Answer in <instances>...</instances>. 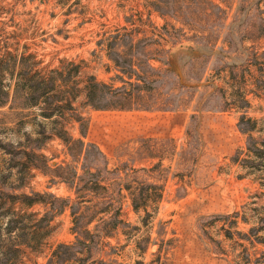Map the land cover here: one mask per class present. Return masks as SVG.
I'll use <instances>...</instances> for the list:
<instances>
[{
	"label": "rangeland",
	"instance_id": "obj_1",
	"mask_svg": "<svg viewBox=\"0 0 264 264\" xmlns=\"http://www.w3.org/2000/svg\"><path fill=\"white\" fill-rule=\"evenodd\" d=\"M114 57L153 88L94 110L88 77L131 88ZM22 66L57 87L51 118L42 104L0 108V259L264 264V0H0L2 92ZM86 171L101 187L75 193Z\"/></svg>",
	"mask_w": 264,
	"mask_h": 264
},
{
	"label": "trees",
	"instance_id": "obj_2",
	"mask_svg": "<svg viewBox=\"0 0 264 264\" xmlns=\"http://www.w3.org/2000/svg\"><path fill=\"white\" fill-rule=\"evenodd\" d=\"M111 47H109L108 51H111ZM114 56H118V52L115 51L113 52ZM113 64L115 65V68L123 71L122 73L126 75L128 82H125L123 79H121L124 83H129L131 86L130 89L124 88L122 91L120 89L118 90H113V92L107 94L106 90L110 89V87L102 82H98L93 76L88 77V82L85 84L83 90L85 93V99L86 103L91 106L94 110H105V109H118V110H124V109H130L131 106H124L121 104H117L114 101L119 100L120 98L122 99H128L133 92V89L135 90H143V91H151L152 90V85L155 82L154 80H149L148 77L146 76H139L138 70L133 67L132 64H128V69L127 71L123 70V68L119 65L118 60L114 58H109ZM131 62V61H130ZM74 72L77 74L78 66H72ZM151 69V68H150ZM29 69L26 67H21L20 70L16 73V81L14 84L11 86L12 91L8 95L6 91L0 90V108L5 107L7 105L8 109H11L12 106L15 105L17 102L18 106L20 109H29L33 108L36 106H40L41 104L43 105L44 109L42 112H40V117L44 119H48L52 117V114H46L45 109H48L51 105V98L48 97L49 93L51 92V89H55L57 86H53L55 83V80L53 77H42L39 78L38 76H31L29 75ZM52 73L59 74L58 71H52ZM64 83V82H63ZM64 85V84H63ZM54 87V88H53ZM1 88V87H0ZM111 91V90H110ZM107 99H111L112 102L108 103L106 102ZM116 99V100H113ZM248 123H251L252 126L249 128H243L242 125H247ZM253 124H255L254 120H251L250 118H245L241 117L240 122H239V130L243 134H248V140L250 141L251 138V133L253 130ZM63 137V136H59ZM65 142L67 143L69 139H66L63 137ZM264 143V140H262ZM80 143V142H79ZM93 149L97 152L98 155H100V152L98 151L97 148L92 146ZM248 150L251 154L254 156H259L260 155V150L258 148H251L248 146ZM26 156L29 158L28 153H24ZM87 154V153H85ZM97 174L95 173H90L89 171H86L85 174L80 177V184L78 186H75V193H79L80 191H83L85 189L87 190H95L98 187H101L98 182ZM36 196H38L36 194ZM131 203L132 206L135 210L139 209L141 204H139L138 201H145V198L142 196V192L138 191L137 194H131ZM50 199L53 200L49 202V211L56 210L58 208L55 207V202L56 198L54 196L49 195ZM23 199L27 202H23L24 206L30 207L33 203L35 202H30V198L27 196H23ZM62 203H68V200H62ZM63 209V208H62ZM58 211H61V208L58 209ZM11 218H9L5 224V234L7 236H11L10 234L13 233L16 230V222L13 219L12 216L14 214H10ZM32 217L33 215H29ZM71 216L73 217V227H72V232L76 235V242H79V244H84L86 242L81 239V230L78 227L76 213L72 211L71 209ZM49 219H46V215L44 214L37 222L36 225L40 226L42 223H48ZM50 221V220H49ZM82 234L88 235V238L91 241H94V238L88 234V231L83 230ZM67 248L68 246L62 245L61 248ZM86 247V245H85ZM11 253V251H9ZM8 255L3 252L1 255L0 259V264H13L12 260L13 258L7 257Z\"/></svg>",
	"mask_w": 264,
	"mask_h": 264
}]
</instances>
